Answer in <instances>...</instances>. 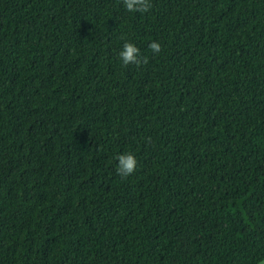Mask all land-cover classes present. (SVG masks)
Returning <instances> with one entry per match:
<instances>
[{
  "label": "trees",
  "instance_id": "obj_1",
  "mask_svg": "<svg viewBox=\"0 0 264 264\" xmlns=\"http://www.w3.org/2000/svg\"><path fill=\"white\" fill-rule=\"evenodd\" d=\"M151 3L0 0V264L264 258V0Z\"/></svg>",
  "mask_w": 264,
  "mask_h": 264
},
{
  "label": "clouds",
  "instance_id": "obj_2",
  "mask_svg": "<svg viewBox=\"0 0 264 264\" xmlns=\"http://www.w3.org/2000/svg\"><path fill=\"white\" fill-rule=\"evenodd\" d=\"M122 4L126 11L131 13H148L152 8L151 0H122ZM123 39V37H121ZM148 48L153 55H158L162 51V45L157 41L148 44ZM118 59L123 66L128 65L142 66L148 63V58L142 56L140 49L133 43L125 41L118 52ZM150 142V138H146ZM116 173L121 178H127L137 170L136 157L131 152L118 154L115 157Z\"/></svg>",
  "mask_w": 264,
  "mask_h": 264
},
{
  "label": "water",
  "instance_id": "obj_3",
  "mask_svg": "<svg viewBox=\"0 0 264 264\" xmlns=\"http://www.w3.org/2000/svg\"><path fill=\"white\" fill-rule=\"evenodd\" d=\"M256 264H264V258L258 261Z\"/></svg>",
  "mask_w": 264,
  "mask_h": 264
}]
</instances>
